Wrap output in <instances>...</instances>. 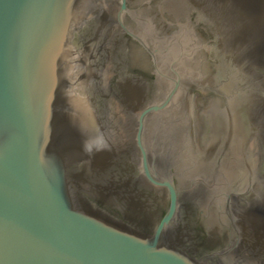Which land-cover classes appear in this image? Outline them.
<instances>
[{"label": "water", "instance_id": "1", "mask_svg": "<svg viewBox=\"0 0 264 264\" xmlns=\"http://www.w3.org/2000/svg\"><path fill=\"white\" fill-rule=\"evenodd\" d=\"M0 264H264V0H0Z\"/></svg>", "mask_w": 264, "mask_h": 264}]
</instances>
